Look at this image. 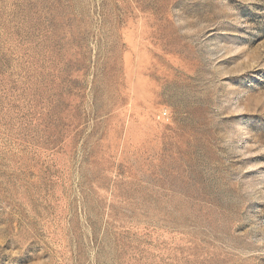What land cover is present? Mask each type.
Here are the masks:
<instances>
[{
	"label": "rangeland",
	"instance_id": "rangeland-1",
	"mask_svg": "<svg viewBox=\"0 0 264 264\" xmlns=\"http://www.w3.org/2000/svg\"><path fill=\"white\" fill-rule=\"evenodd\" d=\"M0 264H264V0H0Z\"/></svg>",
	"mask_w": 264,
	"mask_h": 264
}]
</instances>
